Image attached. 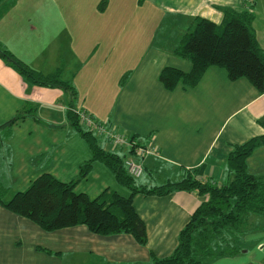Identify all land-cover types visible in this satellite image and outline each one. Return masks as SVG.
<instances>
[{
    "label": "crops",
    "instance_id": "1",
    "mask_svg": "<svg viewBox=\"0 0 264 264\" xmlns=\"http://www.w3.org/2000/svg\"><path fill=\"white\" fill-rule=\"evenodd\" d=\"M16 1L26 4L27 0ZM70 1L84 8L83 17L75 20L81 24L73 32L76 38L84 39V46L77 45L75 49L65 46L55 69L38 67L32 61L30 65L29 56H26L28 62L12 53L13 56L43 74L52 73L58 67H62L61 74L64 70L71 73L74 66H84L95 75L97 82L103 80L98 78L100 72L93 71L96 63L101 58L110 59L113 71L118 68L129 73L128 79L118 81L119 87L114 93L117 100L112 110L99 112L87 106V109L81 108L83 105L78 110H87L98 116V120L108 119L104 122L112 128L155 147L157 154L139 158L143 171L135 179L149 171V181L140 183L149 187L153 184L151 177L164 184L181 179L186 170H195L199 179L208 177L217 185L227 183L226 159L231 145L264 136V92L259 93L247 78L230 79L226 69L220 66H210L196 85L187 88L179 83L167 90L158 75L165 66L190 70L189 60L174 54L175 46L196 16L219 23L222 9L226 7L246 9L253 5L256 38L264 51V0ZM90 6L102 10L96 12L100 18L97 25L91 26L92 32H89ZM26 16L11 19L18 26V35L26 32L22 28ZM28 20L32 22L28 30L36 33L38 26L34 19ZM48 33L51 42L55 32L49 29ZM89 40L91 47L96 44L92 52L87 46ZM45 47L32 45L31 53L46 54ZM99 47L97 62L89 69V58ZM136 53L145 55L136 62L132 59ZM62 77L66 81L72 78ZM112 84L117 85V80ZM69 107L79 106L68 92L31 84L0 58V165H7L13 180L30 184L43 173H50L61 181L78 177L80 165L92 153L88 143L70 125L66 115ZM35 109L38 119L30 115ZM18 114L24 117L6 124ZM97 138L104 149L123 156L125 167L124 162L131 153L123 147L111 148L101 136ZM78 146L82 150L80 154ZM74 148L77 149L74 151ZM246 166L249 173L264 180V144L250 154ZM104 167L107 166L102 162L94 161L90 172ZM105 189L110 188L104 183L94 196ZM80 192L89 196L85 191ZM207 198L186 190L160 196L135 194L132 205L145 226L144 246L130 233L99 235L81 224L46 231L0 205V264L148 263L150 252L157 257L173 252L178 233L195 208ZM253 215L257 216L250 215L249 230L242 237L243 252L217 257L209 264H264V213Z\"/></svg>",
    "mask_w": 264,
    "mask_h": 264
},
{
    "label": "trees",
    "instance_id": "2",
    "mask_svg": "<svg viewBox=\"0 0 264 264\" xmlns=\"http://www.w3.org/2000/svg\"><path fill=\"white\" fill-rule=\"evenodd\" d=\"M222 12L219 23L198 16L192 20L173 50L175 55L189 60L191 68L184 71L173 66L163 67L158 80L164 88L172 90L179 83L186 88L192 87L207 68L220 66L226 69L230 79L247 78L259 93L264 92V51L256 38L253 5L246 9L226 7ZM0 58L25 81L61 88L74 98L75 90L69 81L60 77L59 68L43 74L1 48ZM77 111L69 107L67 118L88 143L92 153L91 158L80 165L78 177L61 181L50 173H43L26 189L16 191L8 199L5 198L6 189L0 186L1 206L30 219L46 231L81 224L99 235L130 233L144 246L147 241L145 226L132 205V197L137 193L160 196L186 190L208 198L195 208L178 233L177 245L171 254L157 257L150 252L148 263L138 264H209L217 257L243 252L242 237L249 230L250 215L264 213V180L249 173L246 166L250 154L264 144L263 135L231 145L226 159L229 180L225 184L217 185L208 177L199 179L195 170H186L179 180L148 187L136 184L135 178L128 175L122 155L104 149L93 131L79 124ZM33 113L30 115L38 119ZM23 117L18 114L6 124ZM94 161L107 166L116 181L128 188V195L105 189L96 197L89 198L83 192H76L75 186L90 172Z\"/></svg>",
    "mask_w": 264,
    "mask_h": 264
},
{
    "label": "rangeland",
    "instance_id": "3",
    "mask_svg": "<svg viewBox=\"0 0 264 264\" xmlns=\"http://www.w3.org/2000/svg\"><path fill=\"white\" fill-rule=\"evenodd\" d=\"M91 8V15H90V29L91 26L97 25V21L100 18L97 15V11L99 10L98 6L94 8V6H90ZM84 14V8L80 5L74 4V2L70 0H27L26 4L24 3H17L16 0H1L0 1V48L5 49L20 59H22L25 62H28L26 60V56H29V62L32 64L37 65L38 67H51L54 69L57 67L58 61L61 59V51L64 49L65 46L68 48H73L77 45L84 46L85 41L84 39L76 38V36L73 35L74 31H77V26L81 24V21H75L77 17L81 16L83 17ZM22 15H27L25 20L23 21L22 28L26 29V32L24 35H18L17 31V24L15 21H12V18H15L16 16L20 19ZM50 15V16H49ZM29 18H33L35 23L38 26V31L35 33L30 32L28 29H31L28 27V25H31V21L28 20ZM84 27V26H83ZM52 30L55 33L53 34V37L49 38L48 31ZM72 34V41H71V35ZM32 45H39L40 47H45L46 54L41 52L31 53V47ZM89 51L92 52V48L96 47V44L92 45L90 44V40L88 43ZM27 52H30V54H26ZM74 54V52H72ZM100 54V47L95 52L94 55H92V58H89V69H91L94 65L93 63L97 62V55ZM145 54L136 53L132 55V59H136V62L138 59ZM47 56H50L48 58ZM124 56V55H123ZM110 59L104 60L101 58L98 63H96V69L93 71L96 73L100 72L98 78L102 79L103 81L97 82L95 75H91L90 71L86 69L84 66H81L80 68H76L74 66L73 69H71V73H68L66 70L63 71V73L60 75V77L64 80L62 75L65 77V75L72 78L69 79L70 83L72 84L75 92H74V103L79 106L76 110L80 108V106L83 105L84 109L93 108L98 110L99 112L104 111H110L112 110L113 105L116 102V98L114 97V93L116 92L118 86V81H125L129 77V73L124 72L125 69H118L111 67V64H109ZM122 67V66H121ZM61 69L62 67H58ZM57 68V69H58ZM113 73V75H112ZM115 75V76H114ZM66 78V77H65ZM115 80H117V85L112 84ZM114 98V99H113ZM85 106V107H84ZM74 108V107H73ZM111 108V109H110ZM81 111V110H79ZM86 113L90 114L95 119H99L98 116H94L92 113L88 112ZM34 115H37L36 109L33 113ZM108 119H101L100 121H107ZM79 122V117H78ZM80 124V123H79ZM82 127L86 128L82 124H80ZM79 134V133H78ZM96 137L100 136L99 134H94ZM81 138V136H80ZM82 139V138H81ZM138 140L141 142V138ZM107 143V142H106ZM108 146H110L107 143ZM111 148H114L113 146H110ZM80 147L78 146L79 154L82 152ZM125 148V147H123ZM77 148H74V151ZM127 149V148H125ZM130 153V149H127ZM157 151V150H156ZM158 152V151H157ZM149 156V155H147ZM131 158H134L139 162L140 157L134 156V150H132V153L130 156ZM127 157V158H128ZM105 166V165H104ZM105 169L96 168L94 173L93 171L90 172V175L79 182V185L75 188L77 192L85 191L88 193L89 198H94L96 190L99 189L103 184L108 185L110 189L117 190L122 195H125L129 193V190L127 187H125L122 184H119L114 179V175L112 172L107 168ZM107 171V172H106ZM127 171V170H126ZM128 173V172H127ZM70 176V174H68ZM129 175V174H128ZM131 176V175H130ZM149 171L144 172L143 176L139 179H135L136 184H140L141 182H147ZM196 176V175H195ZM132 177V176H131ZM150 177V176H149ZM13 175L9 174L7 171V165L2 164L0 165V185L7 188L5 198H10L13 193L16 191L24 190L27 188L29 184H25L22 180H13ZM134 178V177H133ZM155 178L151 177V180H153V184L155 185L159 183V180H154ZM158 181V182H156ZM143 184V183H141ZM160 184V183H159ZM252 216H257L253 215ZM241 254V253H238ZM236 254V255H238Z\"/></svg>",
    "mask_w": 264,
    "mask_h": 264
},
{
    "label": "built area",
    "instance_id": "4",
    "mask_svg": "<svg viewBox=\"0 0 264 264\" xmlns=\"http://www.w3.org/2000/svg\"><path fill=\"white\" fill-rule=\"evenodd\" d=\"M79 123L93 131L94 134H99L110 146L114 148L125 147L134 150V156L144 158L147 155L157 154L153 145H144L135 138H131L124 132H120L108 125L107 122L100 121L92 117L85 111H77ZM125 167L129 175L134 178L142 174L143 167L140 162L134 158L128 157L125 160Z\"/></svg>",
    "mask_w": 264,
    "mask_h": 264
}]
</instances>
